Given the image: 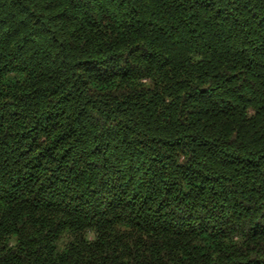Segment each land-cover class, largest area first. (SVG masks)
I'll list each match as a JSON object with an SVG mask.
<instances>
[{
    "label": "trees",
    "instance_id": "trees-1",
    "mask_svg": "<svg viewBox=\"0 0 264 264\" xmlns=\"http://www.w3.org/2000/svg\"><path fill=\"white\" fill-rule=\"evenodd\" d=\"M0 264H264V0H0Z\"/></svg>",
    "mask_w": 264,
    "mask_h": 264
}]
</instances>
